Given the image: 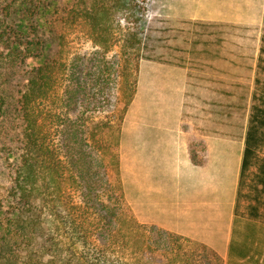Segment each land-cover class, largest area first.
I'll return each instance as SVG.
<instances>
[{
    "label": "rangeland",
    "instance_id": "rangeland-1",
    "mask_svg": "<svg viewBox=\"0 0 264 264\" xmlns=\"http://www.w3.org/2000/svg\"><path fill=\"white\" fill-rule=\"evenodd\" d=\"M85 12L102 19L94 23L83 16ZM263 21L264 0H0V217L9 207L7 193L22 151L18 100L38 68L53 65L52 90L39 103L48 119L47 139L66 157L68 136L63 131L77 124L79 138L86 139L84 145L103 158L105 167L100 166L99 172H106L112 181L113 153L117 155L124 196L121 206L134 216L130 160H121L120 140L139 63L175 61L204 77L219 75L221 89H226L228 76L235 72L237 93L245 95L264 33ZM241 102L245 105V100ZM244 114L243 110L237 113L241 121ZM95 124L106 125L102 132L114 130L108 136L112 153L91 140ZM69 191L70 202L80 206L84 201L80 188L72 186ZM85 215L90 221L89 212ZM138 223L131 262L162 264L170 258L166 250L170 237L153 224ZM235 227L248 231L242 223L236 222ZM146 236L152 252L141 257ZM251 236L254 239L248 236L247 242L253 258L237 262L219 256L221 262L215 259L210 264H264V225L257 226ZM39 244L38 238L33 240L34 248ZM184 249L195 251L196 247L190 244ZM196 263L208 261L199 256Z\"/></svg>",
    "mask_w": 264,
    "mask_h": 264
},
{
    "label": "trees",
    "instance_id": "trees-1",
    "mask_svg": "<svg viewBox=\"0 0 264 264\" xmlns=\"http://www.w3.org/2000/svg\"><path fill=\"white\" fill-rule=\"evenodd\" d=\"M83 16L94 23L102 19L97 18L98 14L91 17L88 12ZM52 68L53 65L38 68L18 100L23 142L7 193L9 207L0 217V264H133L134 234L139 223L121 206L124 196L117 155L113 153L112 181L106 172H99L100 166L105 167L103 158L84 145L86 139L79 138L81 129L77 124L63 131L68 136L64 143L66 157L60 156L61 148L50 137L47 139L48 119L43 117L39 103L52 90ZM104 126L93 125L91 140L104 152L112 153L108 136L114 130L106 129L103 141ZM72 186L80 188L83 206L70 202ZM86 212L90 221L85 219ZM234 215L264 224V33L256 59ZM159 230L172 241L166 243L170 258L162 264H197L199 256L208 264L215 259L221 262L207 246ZM36 238L40 244L34 248ZM145 241L141 257L152 252L150 237L146 236ZM190 244L196 247L195 251H185L184 247ZM248 245L246 238L242 242L232 240L228 260L243 262L253 258Z\"/></svg>",
    "mask_w": 264,
    "mask_h": 264
},
{
    "label": "crops",
    "instance_id": "crops-1",
    "mask_svg": "<svg viewBox=\"0 0 264 264\" xmlns=\"http://www.w3.org/2000/svg\"><path fill=\"white\" fill-rule=\"evenodd\" d=\"M255 69L256 60L249 92L242 95L235 72L221 89L219 75L204 77L175 61L139 63L120 140L121 160H130L138 222L203 244L220 257L228 258L232 240L254 239L264 224L235 217L234 207ZM239 110L245 111L242 121Z\"/></svg>",
    "mask_w": 264,
    "mask_h": 264
},
{
    "label": "bare ground",
    "instance_id": "bare-ground-1",
    "mask_svg": "<svg viewBox=\"0 0 264 264\" xmlns=\"http://www.w3.org/2000/svg\"><path fill=\"white\" fill-rule=\"evenodd\" d=\"M202 1V0H201Z\"/></svg>",
    "mask_w": 264,
    "mask_h": 264
}]
</instances>
